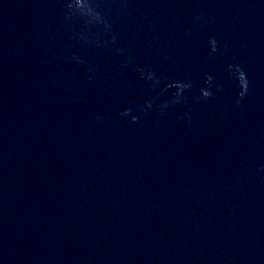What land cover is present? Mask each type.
Returning a JSON list of instances; mask_svg holds the SVG:
<instances>
[{
    "label": "water",
    "instance_id": "obj_1",
    "mask_svg": "<svg viewBox=\"0 0 264 264\" xmlns=\"http://www.w3.org/2000/svg\"><path fill=\"white\" fill-rule=\"evenodd\" d=\"M0 264H264V0H0Z\"/></svg>",
    "mask_w": 264,
    "mask_h": 264
}]
</instances>
